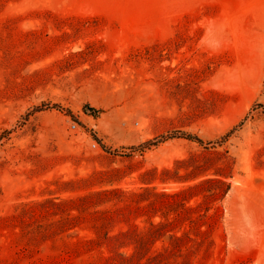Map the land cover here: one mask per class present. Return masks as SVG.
Wrapping results in <instances>:
<instances>
[{
    "label": "rangeland",
    "instance_id": "rangeland-1",
    "mask_svg": "<svg viewBox=\"0 0 264 264\" xmlns=\"http://www.w3.org/2000/svg\"><path fill=\"white\" fill-rule=\"evenodd\" d=\"M108 257L264 264V0H0V264Z\"/></svg>",
    "mask_w": 264,
    "mask_h": 264
},
{
    "label": "trees",
    "instance_id": "trees-1",
    "mask_svg": "<svg viewBox=\"0 0 264 264\" xmlns=\"http://www.w3.org/2000/svg\"><path fill=\"white\" fill-rule=\"evenodd\" d=\"M125 236H127V233H120V234H118L116 236H108V235H105L104 239L107 242H114V241H117L120 238L125 237ZM136 236L138 237V239H137V242H136L137 243V248H136L135 255H137V254L140 253V251H141L140 250V247H141V245L143 243V237L138 236V235H136ZM135 255L123 257V262H128V261L130 262L131 260H133V258H134ZM112 260L113 259L111 257H108L106 259V263L107 264H113V263H111Z\"/></svg>",
    "mask_w": 264,
    "mask_h": 264
}]
</instances>
